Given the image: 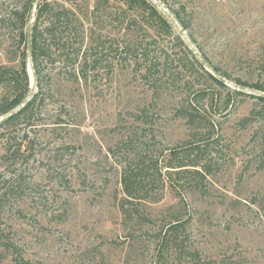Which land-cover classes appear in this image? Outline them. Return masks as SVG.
<instances>
[{
	"label": "rangeland",
	"instance_id": "rangeland-1",
	"mask_svg": "<svg viewBox=\"0 0 264 264\" xmlns=\"http://www.w3.org/2000/svg\"><path fill=\"white\" fill-rule=\"evenodd\" d=\"M167 1L186 5L185 16L192 18L188 35L231 81L264 87V0ZM28 2L0 0V68L19 65L21 28L14 14ZM66 6L93 30L96 46L106 40L108 22L105 14L94 16L95 0ZM176 53L183 56L179 49ZM93 54L105 61L87 82H69L60 74L63 64L44 62L51 76L43 80V111L30 134L35 145L17 168L6 165L1 155L9 134L20 142L21 128L0 129V176L8 180L22 174L25 187L0 208V264H15V258L25 264H156L155 232L175 214L191 222L178 247L182 251L170 256L173 264H264V104L235 96L204 77L186 85L190 79L182 72L143 124L133 114L153 98L139 73L115 62L110 75L104 50ZM80 66L81 61L75 68ZM28 72L33 84L29 65ZM189 102L219 130L218 171L206 182L205 193L190 188L194 178L178 193L166 188L159 203L143 209L149 223L126 225L119 209L122 169L109 148L131 134L156 154L184 144L192 135L183 119ZM252 110L262 115L242 127ZM180 198L184 207L178 205ZM6 245L14 247H1Z\"/></svg>",
	"mask_w": 264,
	"mask_h": 264
},
{
	"label": "trees",
	"instance_id": "trees-1",
	"mask_svg": "<svg viewBox=\"0 0 264 264\" xmlns=\"http://www.w3.org/2000/svg\"><path fill=\"white\" fill-rule=\"evenodd\" d=\"M33 1L29 0L21 12L16 11L14 14L16 24L21 28L18 46L20 62L17 67L4 65L0 68V118L17 107L32 92L28 72L27 26ZM63 1L64 3L59 0H40L38 3L32 46L38 80L30 102L18 114L0 125V129L21 128L20 142L12 134L5 137V151L1 159L6 165L12 163L14 167H19L33 151L35 139L31 138L30 134L33 127L38 125L36 123L43 111V80L45 75H50L45 74L43 69L47 59L51 64H63L60 74H65V79L69 82H79V79L88 81L90 73L98 69L101 60L105 61V58H93L94 54L91 56V53H97L99 48L109 57V60L106 59V68L110 75L114 72L115 62L125 68L133 67V70L139 73L142 83L152 92L153 102L142 108L138 114H133L143 124L149 122V112L161 98L163 91L182 72L187 73L190 79L186 85H190L198 77H204L235 96L250 97L264 104V98L245 95L223 84L214 76L201 59L206 60L215 73L233 80L227 72L216 67L199 46L202 58H198L165 15L149 0H95L94 16L97 17L98 13L105 14L108 22L106 40L101 45L98 43V46L92 36L93 30L88 31L79 14L66 6V3L75 4L78 0ZM160 1L186 31L192 27V18L185 16V4L171 6L167 0ZM190 38L197 44L193 35H190ZM89 39L92 42L90 46ZM176 49L182 51V57L176 53ZM79 61L81 66L78 69L75 67ZM234 81L238 85L264 92L261 85L250 86L241 79ZM189 95L191 96V93ZM190 103L183 119L189 122L192 135L184 144L165 148L156 154L148 142L142 143L131 134L122 137L109 148L110 157L118 161L122 169L121 184L124 197L119 201V209L126 225L149 223L147 207L149 204L159 203L166 188L178 193V188L185 189L187 181L194 178L196 184H190V188L205 193L206 182L218 171L219 130L202 112H194ZM260 115L262 114L259 111L252 110L250 115L241 121L242 127L256 123ZM54 124L60 125L61 122ZM122 156L124 160L119 159ZM9 178L6 180L5 176H0V180L3 179L0 183L4 185L0 186V208L5 198L25 190L22 174ZM183 204L184 199L180 198L178 205L184 207ZM144 208L146 210H143ZM163 222L166 224L159 226L154 236L158 247L156 264H173L170 256L182 251L178 250V247H183L180 243L186 241L187 228L191 221L187 222L182 216L175 214ZM1 247L11 251L14 246ZM14 260L15 264L26 263L20 258Z\"/></svg>",
	"mask_w": 264,
	"mask_h": 264
},
{
	"label": "water",
	"instance_id": "water-1",
	"mask_svg": "<svg viewBox=\"0 0 264 264\" xmlns=\"http://www.w3.org/2000/svg\"><path fill=\"white\" fill-rule=\"evenodd\" d=\"M151 3L155 4L156 7L165 15L167 20L173 25V27L176 29V31L181 35L183 40L186 42V44L189 46V48L193 51V53L198 57L202 58L201 52L193 42V40L190 38L188 35L187 31L180 25L176 17L166 8V6L160 1V0H149ZM40 0H34L32 9L30 12V17H29V22L27 26V56H28V61H29V68L31 72V76L33 78V84H32V92L14 109H12L9 113H7L5 116H3L0 119V125L5 123L8 119L11 117L15 116L18 114L31 100L33 97L34 91L36 89V83L38 80V76L35 71L34 63H33V56H32V46H33V28H34V23H35V16H36V11H37V6ZM204 66L213 73L214 76H216L223 84L227 85L228 87L242 92L245 95L248 96H253V97H259V98H264V92L258 91L252 88H248L245 86H241L236 84L235 82L228 80L221 76L218 73H215L210 65L207 63L206 60L201 59Z\"/></svg>",
	"mask_w": 264,
	"mask_h": 264
}]
</instances>
